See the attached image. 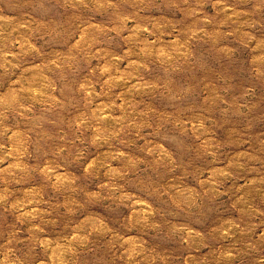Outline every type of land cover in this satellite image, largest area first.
<instances>
[{
  "label": "rangeland",
  "instance_id": "374dc122",
  "mask_svg": "<svg viewBox=\"0 0 264 264\" xmlns=\"http://www.w3.org/2000/svg\"><path fill=\"white\" fill-rule=\"evenodd\" d=\"M0 264H264V0H0Z\"/></svg>",
  "mask_w": 264,
  "mask_h": 264
}]
</instances>
